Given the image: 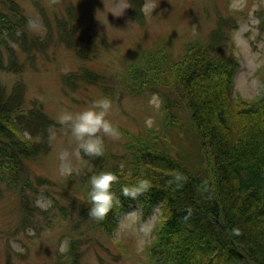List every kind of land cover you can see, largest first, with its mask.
Listing matches in <instances>:
<instances>
[{
    "label": "trees",
    "instance_id": "1",
    "mask_svg": "<svg viewBox=\"0 0 264 264\" xmlns=\"http://www.w3.org/2000/svg\"><path fill=\"white\" fill-rule=\"evenodd\" d=\"M128 1L143 35L133 41L132 51L122 52L124 69L118 81L94 65L100 49L110 50L109 37L82 29L73 2L63 13L51 14L38 1L46 12L42 21L47 32L42 35L30 29L20 2L0 0V72L18 75L12 86L0 76V197L6 192L18 197L17 204L10 203L16 216L0 225V264H23L28 254L14 250L10 241L31 226L40 231L44 220L51 228L64 225L60 240L69 241L68 250L56 253L52 264H82L88 248H106L99 232L121 248L113 239L117 218L137 204L145 217L158 208L144 264H264V92L249 100L233 97L240 62L233 50L238 19L229 8L231 0H221L219 10L214 3L215 25L205 37L182 40L178 51L175 34L148 30L146 0ZM213 1L218 0L202 5L209 18ZM255 12L264 30V5ZM182 15L170 10L167 14L175 33V18ZM55 36L78 62L76 68L58 74L59 88L72 99L89 83L119 102L145 93L161 97L159 127L134 131L116 123L125 138L124 151H115L104 138V155L92 158L82 151L88 164L78 169L79 174L69 173L65 183L31 171L32 162L50 155L57 134L70 129L43 101L34 98L29 104L24 76L28 69L38 70L37 58L46 55ZM101 170L117 173L120 180L113 186V210L105 221L96 222L88 216V178ZM136 178L148 179L151 188L135 199L123 197L121 187ZM42 191L51 197L48 208L37 204ZM0 214L6 215L4 210ZM233 229L240 234L233 235ZM99 260L108 264L100 254Z\"/></svg>",
    "mask_w": 264,
    "mask_h": 264
},
{
    "label": "rangeland",
    "instance_id": "2",
    "mask_svg": "<svg viewBox=\"0 0 264 264\" xmlns=\"http://www.w3.org/2000/svg\"><path fill=\"white\" fill-rule=\"evenodd\" d=\"M17 1L25 9L30 29L34 33L42 35L47 32L42 21L46 12H42L38 1L51 14L55 11L58 14L63 13L64 6L73 2L79 9V24L82 29L95 35L107 34L109 37L112 43L110 50L100 49L94 65L114 74V78L118 81L119 75L124 69L120 60L122 52L132 51L133 41H140V35H143L142 26L131 14L128 0ZM205 2L206 0H146L144 11L148 21L147 28L151 33L158 35L167 31H170L172 37L175 34L177 36L175 50L178 51L182 40L205 37L209 29L215 25L214 17L217 12L214 10V3L219 10L223 6V2L221 0L213 1L212 18H209L202 9ZM260 5H264V0H231L229 6L234 10L238 19L237 26L232 32L234 54L240 62L232 92L234 98L241 97L249 100L264 92V67L258 73V69L264 64V30L261 28L259 16L255 12ZM169 10L175 15L183 12L180 18H175L177 21L176 33L170 30L174 27L172 28V24L167 18ZM49 43L51 44L47 48L46 55H39L37 58L38 70L28 69L24 73L28 82L26 98L29 104L32 99L37 98L43 101L50 113L57 118L64 111L83 110L90 106L95 99L103 96L102 88L95 83H89L87 88H81L74 92L73 96L76 99L64 94L59 88V70L74 69L78 62L56 36ZM0 76L9 85L18 77L14 72H0ZM160 99L158 93L125 96L121 102L112 99L113 109L109 119L114 124L118 123L134 131L144 130L147 126L159 127L160 122L156 116L160 114ZM107 140L115 151H124L121 143L125 138L122 134L117 141L110 138ZM53 144L49 156L31 163V171L35 174L46 175L54 180L63 179V183H65L68 174L87 165L88 160L82 155V150L70 131L58 133ZM184 147H187L186 142ZM36 201L41 208H48L52 204L51 197L45 191L37 195ZM11 202L16 204L18 202V197L14 192L9 195L6 192L0 197V212L4 210L6 213L5 216L0 214V225L3 222L4 224L10 222L8 220H12L16 216L12 212L15 206L12 204L11 207ZM3 216L5 219L2 218ZM157 219V207L153 208L145 217L141 204L131 206L118 216L117 229L113 233V239L120 241L122 247L119 248L115 243H111L106 234L99 232L98 237L106 245V248L101 246L88 248L82 258V264H102L99 254L108 264H144L143 259L147 258L146 247L155 236ZM64 228L65 226L61 224L51 228L44 220L41 223L40 231L32 226L28 227L13 237L10 243L14 250L28 254L26 260H19L23 264L27 262L29 264H52L56 253L68 250V239L60 240V234ZM107 249L117 256L116 260Z\"/></svg>",
    "mask_w": 264,
    "mask_h": 264
},
{
    "label": "clouds",
    "instance_id": "3",
    "mask_svg": "<svg viewBox=\"0 0 264 264\" xmlns=\"http://www.w3.org/2000/svg\"><path fill=\"white\" fill-rule=\"evenodd\" d=\"M112 109V99L108 96H101L83 110L62 112L57 120L60 124L68 126L71 135L86 156L97 158L105 153L104 138H110L113 141L121 138L118 125L109 119ZM54 135L53 130L49 129L50 139L54 138ZM25 139H29L27 133H25ZM180 178L179 175L175 177L176 180ZM119 180L120 176L110 170H101L90 175L86 203L90 205L88 216L92 220L103 222L113 210L117 199L113 186L119 183ZM151 186L148 179L136 178L131 184L122 186L120 192L125 198L135 199L147 192ZM232 234L239 235L240 233L238 229H233Z\"/></svg>",
    "mask_w": 264,
    "mask_h": 264
}]
</instances>
